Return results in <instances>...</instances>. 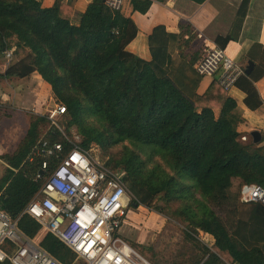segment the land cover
<instances>
[{
    "label": "trees",
    "instance_id": "obj_1",
    "mask_svg": "<svg viewBox=\"0 0 264 264\" xmlns=\"http://www.w3.org/2000/svg\"><path fill=\"white\" fill-rule=\"evenodd\" d=\"M130 1L140 13L152 2ZM245 3L233 27L244 18ZM180 28H185L181 33L189 41L191 26L180 24ZM136 32L131 18L110 10L103 0H92L79 14L70 0H54L49 7L40 0H0V57L12 47L29 50L24 58L9 64L2 76L23 78L36 71L69 116L62 133L50 127L46 114L30 115L16 150L5 156L16 171L6 169L0 178L2 209L12 219L18 217V230L60 264L76 260L66 244L44 232L30 215L22 214L42 182L33 179L42 161L47 160L50 170L72 146L69 127L74 124L82 136L77 146L88 155L92 143L103 149L130 144L112 152L103 164L123 172L121 181L130 206H148L150 198L158 196L185 223V246L172 264H264V206L249 203L244 218H233L223 207L226 190L234 182L235 197L242 205V184L264 187V144L242 142L237 130L242 116L236 100L215 75L197 93L202 76L195 71L196 60L192 64L196 76L189 80L193 89H188L184 81L172 78L171 57L165 48H151V60L126 49ZM237 34L230 32L216 42L223 48L229 40L236 41ZM241 58L252 61L253 67L245 74L244 66L234 86L246 94L245 105L256 109L262 104L255 82L264 76V47L255 42ZM89 117L95 123H89ZM40 139L61 143L58 157L34 154ZM233 207L238 211L237 204ZM200 231L213 237L212 245L201 239Z\"/></svg>",
    "mask_w": 264,
    "mask_h": 264
},
{
    "label": "built area",
    "instance_id": "obj_2",
    "mask_svg": "<svg viewBox=\"0 0 264 264\" xmlns=\"http://www.w3.org/2000/svg\"><path fill=\"white\" fill-rule=\"evenodd\" d=\"M112 11L120 12L124 0H103ZM5 51V56H10ZM244 66L230 59L223 48L208 46L195 63L201 75H215L219 84L229 90ZM65 106L55 103L46 116L50 127H56ZM245 137H241V140ZM34 154L56 156L62 144H49L40 139ZM48 170L47 160L33 178L42 180L40 186L24 207L44 232H49L66 244L76 255L72 264H153L134 250L119 236L129 197L121 181L123 172L108 168L75 144ZM242 203H260L264 206V187L242 184L239 189ZM17 220L0 205V264H60L32 239L17 228Z\"/></svg>",
    "mask_w": 264,
    "mask_h": 264
},
{
    "label": "crops",
    "instance_id": "obj_3",
    "mask_svg": "<svg viewBox=\"0 0 264 264\" xmlns=\"http://www.w3.org/2000/svg\"><path fill=\"white\" fill-rule=\"evenodd\" d=\"M63 1L66 2L67 0ZM70 1L75 12L79 14L85 10L86 5L92 0ZM242 1L204 0L197 3L195 0H152L148 10L145 13H140L133 10L130 0H124L120 13L124 17L131 18L137 27L136 35L126 45V49L143 60H151V48H165L171 57L168 69L171 70L172 78L184 81L185 87L193 89V85L189 81L191 77L196 76L192 64L202 56L199 49L202 44L207 45V47L219 46L216 42L218 37L225 38L230 32H238L237 40H229L223 49L230 59L242 66H245L247 61L242 60L241 57L253 43H260L264 47V0H246L245 9L243 8L245 11L244 18L241 23H235L233 27L235 17L242 6ZM40 2L42 6L49 7L54 0H40ZM180 24L191 26L192 37L189 41H186L187 36L181 33L186 27L181 29ZM9 51L11 52L9 57H6L5 54L0 57V76L5 73L8 65L13 63H10V60L24 58L29 50L25 48L14 51V47H12ZM35 77H40V75L33 71L29 75L30 83L32 80H36ZM211 77L209 75L202 76L195 91L197 93L203 92L210 83ZM4 78L7 80L13 79V83H15V80L22 81L23 79L17 75ZM28 82L26 81V83ZM1 83V87H5ZM44 85L50 89L48 83L44 82ZM255 87L262 99V104L256 109H250L245 105L244 98L246 94L238 87H231L228 93L236 100L238 110L242 116V121L237 126L241 137H245L242 142L253 143L249 133L252 130H258L261 134L259 145H262L264 144V76L255 82ZM26 89L28 91H24L25 96L20 95L16 99V104L19 105L22 111L35 109L39 100L35 94L37 91L36 86L35 88L29 86ZM8 96V93H3L1 102L8 103ZM36 111L33 112L36 114ZM217 112L215 111L216 114ZM28 126L29 120H27V128ZM200 237L204 241H206L205 237H208L210 240L206 242L209 245L213 244L214 240L211 235L200 231Z\"/></svg>",
    "mask_w": 264,
    "mask_h": 264
},
{
    "label": "rangeland",
    "instance_id": "obj_4",
    "mask_svg": "<svg viewBox=\"0 0 264 264\" xmlns=\"http://www.w3.org/2000/svg\"><path fill=\"white\" fill-rule=\"evenodd\" d=\"M14 41L15 39H12V42ZM206 48L207 45L204 46L202 44L199 48L200 52L203 54ZM15 61L18 60H10V63ZM35 78L36 80H32L31 83L29 76L23 78L22 81L19 79L15 80V83H13V79L7 80L3 76H0V82L5 86L1 87L0 85V178L5 173L6 169H11L12 171L16 170L7 164L5 156L12 155L11 153L16 150L19 142L26 133L27 120L30 119L31 114H35L33 111L37 110V114H46L48 110L54 108L55 103H59L52 94L51 89L44 85L45 81L41 76ZM26 81L29 82L26 83ZM29 86L32 88H35V86L37 87L35 94L36 97L38 96L39 100L35 109L22 111L19 105L16 104V99L17 96L20 95L24 97V91H28L26 88ZM3 93H8V103L1 102ZM87 120L89 123H95L94 117H89ZM68 121V115H63L57 120V125L62 129V133H64V128ZM69 133L71 140H73L76 145L80 144L82 136L78 133L74 124L69 127ZM124 144L130 146L128 142H124L123 144L120 143L110 148L106 147V150L92 143L88 152L93 160H97L103 164L111 157L112 152L120 151ZM139 153L142 157H145L141 150H139ZM154 160L165 166L160 156H155ZM236 189L237 184L234 182L231 188L226 190L227 197L226 200L223 201V207H226V213L230 214L233 218L237 216L244 218L251 206L248 204L242 205L237 201L235 197ZM128 197L130 200L129 195ZM233 204L238 205V211L237 209L234 210ZM155 206L162 208V211L160 213L155 211ZM235 211L237 213L234 215ZM184 226L185 223L181 218L174 215L171 209L157 196L150 198L148 206L129 205L127 207L118 236L151 263L172 264L185 246L182 235ZM205 239L207 242L210 240L208 237H205Z\"/></svg>",
    "mask_w": 264,
    "mask_h": 264
},
{
    "label": "water",
    "instance_id": "obj_5",
    "mask_svg": "<svg viewBox=\"0 0 264 264\" xmlns=\"http://www.w3.org/2000/svg\"><path fill=\"white\" fill-rule=\"evenodd\" d=\"M253 67V62L252 61H247L246 65H245V69H244V73L245 74H249L251 69ZM250 136L252 138V142L254 144L260 142L261 139V134L258 130H252L250 133Z\"/></svg>",
    "mask_w": 264,
    "mask_h": 264
}]
</instances>
